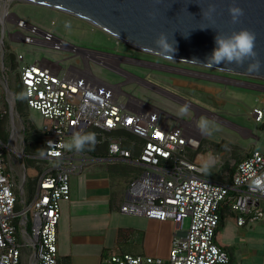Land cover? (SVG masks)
Returning a JSON list of instances; mask_svg holds the SVG:
<instances>
[{
	"label": "built area",
	"instance_id": "2783aa9c",
	"mask_svg": "<svg viewBox=\"0 0 264 264\" xmlns=\"http://www.w3.org/2000/svg\"><path fill=\"white\" fill-rule=\"evenodd\" d=\"M2 20L4 28L10 23L19 28L9 33L12 42L81 51L26 22L10 12L8 6ZM5 55L3 50L0 72L4 75ZM17 61L27 106L43 117L38 128L45 139V149L41 155L31 157L47 167L32 197L28 201L23 198L24 207L17 210L16 183L5 160L7 149L12 150V141L6 144L0 138V264H60L57 231L62 202L71 199V174L82 170L87 161L101 159L127 162L143 169L141 176L128 184V198L120 206L122 213L172 219L177 226L168 261L109 250L101 264L230 262L228 251L216 239L220 209L229 207L239 226L264 217L263 152L254 150L240 161L231 183L213 180L205 176L201 164L191 156L199 150L203 139L194 122L170 125L161 110L126 94L120 85L95 76L89 64L83 69L70 66L63 70L62 61H54L52 66L38 60L27 63L22 53L17 54ZM5 85L8 88L6 78ZM3 97L0 94V116ZM9 112L13 120L19 117L16 104L10 103ZM252 116L262 122L264 105L255 106ZM76 131L94 133L95 143L90 146L106 147V156L66 149L65 142ZM78 154L83 160L79 166L74 163ZM213 159L209 164L215 166L216 158ZM187 219L189 227L183 232ZM26 251L28 256L22 261Z\"/></svg>",
	"mask_w": 264,
	"mask_h": 264
},
{
	"label": "rangeland",
	"instance_id": "374dc122",
	"mask_svg": "<svg viewBox=\"0 0 264 264\" xmlns=\"http://www.w3.org/2000/svg\"><path fill=\"white\" fill-rule=\"evenodd\" d=\"M6 6L10 12L15 13L26 22L51 32L70 45L80 48L85 52L86 57L83 52L73 51L69 48L56 50L43 44L29 45L23 42H12L9 33L19 28L11 23L4 28L2 16ZM22 31L27 33L25 29ZM3 50L7 53L6 71L5 75L0 72V94L4 95L3 101L8 102L9 111L10 103L16 104L14 91L17 90V75L19 74V63L15 67L13 66V55L22 53L27 63L42 59L53 62L62 61L63 70L70 66L83 69L87 66L86 62L88 61L95 76L111 84L122 83L121 89L126 94L140 98L181 120L194 119L197 111L181 101L165 96L147 83L172 91L179 97L202 108L198 109L197 126L203 137L204 149L213 154L217 164H220L221 161L233 164L236 157L245 156L251 149L264 153V120L257 122L252 116V109L263 104L261 101L264 96L263 92L244 86L222 83L219 84L218 87L221 88L216 90V93H208L201 88L175 82L176 80H188L209 83L203 79L206 78L215 84L219 79L214 75H221L264 83L262 78L168 60L136 49L83 18L59 9L21 0H0V54ZM125 72L133 74L137 79L129 80V76ZM202 72L204 74H201ZM5 78L9 89L5 85ZM29 116L37 126L42 124L43 117L39 111L31 109ZM174 122L173 118L168 121L170 125ZM8 130V143L12 141V150L7 154V165L16 187L22 192L25 167L23 159L20 157L24 150V123L21 118L16 116L12 120L10 113ZM28 156L30 157V155ZM46 167L47 165L43 164V170ZM217 167L215 165L213 169H217ZM100 169L103 168L97 164L88 167L86 172L99 171ZM26 171L28 174L34 175L32 170ZM224 171L228 172L226 169ZM24 192L25 195H22V198L28 201L30 198L28 184L24 186ZM229 219L232 221V218ZM27 256L28 251H26L24 259Z\"/></svg>",
	"mask_w": 264,
	"mask_h": 264
},
{
	"label": "crops",
	"instance_id": "0c3cea01",
	"mask_svg": "<svg viewBox=\"0 0 264 264\" xmlns=\"http://www.w3.org/2000/svg\"><path fill=\"white\" fill-rule=\"evenodd\" d=\"M81 52L86 57L85 52L82 50ZM39 61L47 66H52L53 62L47 59ZM125 73L129 76V80L137 79L129 72ZM214 76L219 79L215 84L206 78L203 79L209 83L188 80H176L175 82L201 88L208 93H216V90L221 88L218 87L219 84L222 83L244 86L264 93L263 82L221 75ZM147 85L167 97L194 108L197 114L198 109H202L172 91L150 83ZM261 101L264 105V96ZM162 113L168 121L170 118L175 119L173 125L194 122L197 126L199 116L197 114L194 119L185 121L166 111H162ZM254 150L256 149H251L250 153ZM208 152L196 154L195 160L201 165L207 163L208 168H212L214 165L209 164V161L214 156ZM82 161L81 155L75 156V165L79 166ZM97 164L103 169L86 172L88 167ZM216 166L219 167L217 162ZM142 172L141 167L112 159L87 161L82 170L76 169L72 172L71 199L62 202L61 217L58 223V259L60 264H101L109 250L132 255L160 257L165 262L169 260L173 239L177 233L176 223L172 219L158 220L147 216L125 214L120 211V206L128 198V184L133 179L140 177ZM261 206L264 209V199L261 201ZM229 218H232V221H229L231 220ZM189 223L190 220L187 219L183 232L187 231ZM216 239L230 255L228 264H264V217L245 226H239L236 223L235 214L230 215L217 231Z\"/></svg>",
	"mask_w": 264,
	"mask_h": 264
},
{
	"label": "water",
	"instance_id": "95a60500",
	"mask_svg": "<svg viewBox=\"0 0 264 264\" xmlns=\"http://www.w3.org/2000/svg\"><path fill=\"white\" fill-rule=\"evenodd\" d=\"M21 1L83 18L139 50L168 60L264 79V0H234L243 10L236 22L231 20L228 12L233 0ZM209 4L215 5V11L206 16L203 13L207 12ZM240 29H247L255 35L254 51L262 62L259 70L247 71L244 65L235 63H204L215 46V33L230 34ZM160 33L167 36L171 45L168 53L154 43ZM20 157H23V151ZM26 176L25 169L24 181Z\"/></svg>",
	"mask_w": 264,
	"mask_h": 264
},
{
	"label": "trees",
	"instance_id": "16d2710c",
	"mask_svg": "<svg viewBox=\"0 0 264 264\" xmlns=\"http://www.w3.org/2000/svg\"><path fill=\"white\" fill-rule=\"evenodd\" d=\"M6 55H7V53H6ZM6 55H5V58H6ZM12 59H13V66L15 67V65L18 64L17 55H13ZM14 94L16 96L15 98H16L17 112H18L19 117L21 118L22 122L24 123V150H23V157H22L23 166L25 167L26 170L29 169V171L32 170L33 168L36 169V172L35 173L33 172L34 175L33 174L30 175L27 173L26 180L23 182V188L26 184L29 185V187H30V198H31L34 191H35L38 179H39V177L43 171L42 162L36 158H32L31 156L41 155L43 153V151L45 149V139H44L41 131L39 130L38 126L36 125V123L29 116V108L27 106V102H26L25 96L23 94V86H22L21 78H20L19 74L17 75V90L14 91ZM1 114L2 115L0 116V138L4 143L7 144L8 143V137H9L8 136V133H9L8 124L10 122V112H9V105H8V102L6 100L3 101ZM203 145H204V143H203V139H202L199 150L197 152L193 153L191 156L195 157L196 154H198V153L206 152L207 150L204 149ZM220 147H223V145H220ZM9 151L10 150L7 149L6 154H5L6 162H7V154L9 153ZM81 151L85 152V153H89L95 157H101V156L103 157V156H106V154H107L106 147H104V146L103 147H97V148L93 149L90 145H87ZM250 154L251 153L249 151V152H247V154L245 156L236 157V161L233 164L225 163V161H223L222 165L220 167H217V169L216 168L213 169L214 167L208 168L205 172V176L212 178L214 180L229 184L232 181L233 174H234L239 162L242 161L247 156H249ZM28 155H30V157ZM225 169L228 172H225L224 171ZM8 171H10L9 168H8ZM15 193H16L17 198H18L16 209L21 210L24 207V204L22 202V199H23L22 198V192L16 186H15ZM220 214H221V218H220V222H219L217 231L223 225L224 220L228 216L233 215L234 213L231 211V209L229 207H222L220 209ZM23 259L24 258L22 257V261H23Z\"/></svg>",
	"mask_w": 264,
	"mask_h": 264
},
{
	"label": "clouds",
	"instance_id": "9594fccd",
	"mask_svg": "<svg viewBox=\"0 0 264 264\" xmlns=\"http://www.w3.org/2000/svg\"><path fill=\"white\" fill-rule=\"evenodd\" d=\"M215 11V5L209 4L207 12L203 13L210 16ZM228 12L233 22H236L243 10L234 2L229 4ZM254 33L247 29L232 31L230 34L215 33L214 48L206 57L204 63L218 65L221 63L244 65L247 71L259 70L262 62L257 58L254 51ZM158 49H164L167 53L171 51V45L164 33H160L154 41ZM245 61L247 64L245 65ZM95 143V134L92 132L76 131L65 142L64 147L69 150H83L87 145ZM209 165L203 163L202 170H207Z\"/></svg>",
	"mask_w": 264,
	"mask_h": 264
}]
</instances>
